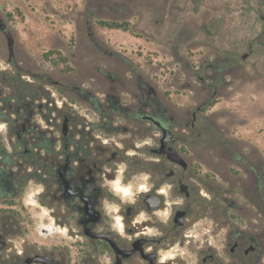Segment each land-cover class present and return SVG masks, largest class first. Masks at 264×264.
Masks as SVG:
<instances>
[{
	"label": "rangeland",
	"instance_id": "obj_1",
	"mask_svg": "<svg viewBox=\"0 0 264 264\" xmlns=\"http://www.w3.org/2000/svg\"><path fill=\"white\" fill-rule=\"evenodd\" d=\"M101 20L127 23L128 31L102 28ZM0 23L11 51L0 30V145L7 153L16 139L2 118L15 115L18 100L42 101L34 122L58 140L63 115L110 112L102 105L109 93L131 106L148 86L176 123L172 146L198 176L214 179L217 199L193 229L216 226L224 235L229 226L251 233L264 227V0H0ZM146 141L134 138L137 146ZM127 153L122 174L134 169L130 184L145 181L140 160L163 159L148 150ZM40 190L30 182L17 201L16 212L30 216L32 227L52 222L48 201L30 198ZM37 238L70 264L74 241L65 229ZM223 244L216 245L220 254Z\"/></svg>",
	"mask_w": 264,
	"mask_h": 264
},
{
	"label": "flooded vegetation",
	"instance_id": "obj_2",
	"mask_svg": "<svg viewBox=\"0 0 264 264\" xmlns=\"http://www.w3.org/2000/svg\"><path fill=\"white\" fill-rule=\"evenodd\" d=\"M0 30L11 54L9 34L1 23ZM145 90L146 96L133 100L131 106L122 105L109 93L102 105L110 112L63 115L58 140L47 137L50 132L34 122L35 117H42V101L18 100L15 115H3L5 133L15 137L16 142L12 153L0 145V202H5L4 210H0V264H42L33 261L36 256L67 264L56 245L43 248L37 238L48 237L42 236L39 229L49 224L56 226L54 234L58 227L65 229L74 241H70V264L263 263L264 227L251 233L229 226L224 235L219 234L216 226L202 227L199 232L193 229L198 216L206 212L208 204L213 207L217 199L210 186L213 177L198 176L199 168H183L157 155L163 159L139 162L137 168L146 175L144 182L136 178L128 183L134 169L122 174L120 168L124 158L131 155L128 150H148L151 156L156 155L154 143L157 140L159 146L161 137L156 139L154 131L162 136L164 129L173 137L169 145L176 141L173 117L148 86ZM192 116L194 121L195 114ZM96 131L101 136H95ZM120 134L125 137L118 138ZM137 136L150 142L137 146ZM58 141L60 148H56ZM16 155L27 160H11ZM117 178L118 187L128 184L127 195L113 187ZM30 182L41 187L30 198L35 203L48 201L51 223L40 221L32 227L30 216L21 210L16 212L17 201L26 199ZM141 186L147 191L141 190ZM207 195L210 202L204 205L201 196ZM165 197L174 201L168 202ZM113 207L116 211H112ZM117 216L121 217L119 225ZM219 239L224 241L221 254L216 247Z\"/></svg>",
	"mask_w": 264,
	"mask_h": 264
},
{
	"label": "water",
	"instance_id": "obj_3",
	"mask_svg": "<svg viewBox=\"0 0 264 264\" xmlns=\"http://www.w3.org/2000/svg\"><path fill=\"white\" fill-rule=\"evenodd\" d=\"M10 45V40H9ZM245 57V56H244ZM66 121L63 122V131L66 129ZM173 137L171 135V132L169 130L164 129L162 136L159 141V146L154 150V153L156 155L164 156L166 160L176 163L183 168L187 167L188 163L187 161L179 154L176 148L173 146H170ZM39 229V233L42 236H50L57 232L56 226L54 225H41ZM33 261L41 262L42 264H55L56 262L47 256H36Z\"/></svg>",
	"mask_w": 264,
	"mask_h": 264
},
{
	"label": "trees",
	"instance_id": "obj_4",
	"mask_svg": "<svg viewBox=\"0 0 264 264\" xmlns=\"http://www.w3.org/2000/svg\"><path fill=\"white\" fill-rule=\"evenodd\" d=\"M98 25L105 29H112V30H122V31H128L127 23L124 22H115V21H98ZM264 41V40H263ZM55 52L50 51L49 55H53ZM48 55V56H49ZM62 63V62H60Z\"/></svg>",
	"mask_w": 264,
	"mask_h": 264
},
{
	"label": "clouds",
	"instance_id": "obj_5",
	"mask_svg": "<svg viewBox=\"0 0 264 264\" xmlns=\"http://www.w3.org/2000/svg\"><path fill=\"white\" fill-rule=\"evenodd\" d=\"M120 168H121V170H123L124 165H121ZM145 179H146V177H145ZM118 185H119V178H117V180L114 182L113 187L116 189L117 192H122L125 195H127L129 189L128 188H123V187H118ZM141 190L147 191V189L143 188V186H141ZM161 191H163V189H161ZM112 211H116L115 207L112 208ZM116 220H117V224L119 225L121 217L117 216Z\"/></svg>",
	"mask_w": 264,
	"mask_h": 264
},
{
	"label": "bare ground",
	"instance_id": "obj_6",
	"mask_svg": "<svg viewBox=\"0 0 264 264\" xmlns=\"http://www.w3.org/2000/svg\"><path fill=\"white\" fill-rule=\"evenodd\" d=\"M126 188V187H125ZM128 193H129V191H128Z\"/></svg>",
	"mask_w": 264,
	"mask_h": 264
}]
</instances>
